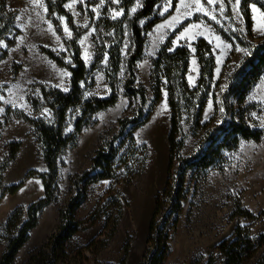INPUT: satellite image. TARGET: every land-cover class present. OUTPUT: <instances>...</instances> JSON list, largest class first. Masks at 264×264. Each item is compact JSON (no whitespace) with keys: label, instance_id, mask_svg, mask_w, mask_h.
I'll return each instance as SVG.
<instances>
[{"label":"rangeland","instance_id":"obj_1","mask_svg":"<svg viewBox=\"0 0 264 264\" xmlns=\"http://www.w3.org/2000/svg\"><path fill=\"white\" fill-rule=\"evenodd\" d=\"M5 1L7 8L16 12L18 33L12 45L0 41V166L7 158L10 144L20 141L21 145L1 173L0 257L9 239L26 220L27 207L44 196L40 175L46 171V166L40 138L20 115L53 123L54 114L43 98L42 89L67 92L71 75L67 65H73L65 45L72 31L64 15L50 13L45 0ZM242 1L236 5V0H214L213 3L199 0L198 9L196 0H161L153 16L139 20L138 25L143 27L153 17L160 18L146 33L134 82L146 88L145 111L151 113L146 122L133 131V144L128 139L123 141L122 136L117 138V181L103 179L88 185L84 201L74 212L79 220L89 218L100 197L113 187L122 197L121 216L116 223L113 203L101 220L66 242V256L58 264L141 263L154 199L164 186L169 164L170 110L164 86L161 99L151 104L152 58L165 43L170 50L186 45L190 52L186 78L193 88L200 71L195 55L199 38L211 45L216 62L201 116V123L207 126L196 128L191 116L183 114L180 128L185 138L181 155H195L201 144L203 148L208 144L205 139L208 133L216 135L219 125L232 120L242 119L249 127L261 129L263 134L260 141L242 140L235 149L223 151V158L208 169L187 173V198L178 216L170 254L163 264H223L224 257L216 248L231 237L237 227L254 239L264 236V72L243 103L239 104L231 96L223 100L233 71L254 46L264 41L260 38L264 35V10L252 0H246L251 23L249 32ZM143 2L134 0L127 9L121 0H68L63 5L74 25L82 31L78 44L88 70L80 83L82 100L107 97L112 91L118 100L113 106L92 114L76 144L59 155L54 200L39 213L37 225L30 230L28 240L12 264H25L28 255L56 228L57 212L74 194L71 178L90 168L96 148L117 133L120 119L137 113L138 98L126 95L124 82L128 75L126 62L133 50L129 21ZM114 12L119 13L115 18ZM115 44L119 45L120 64L114 73L108 51ZM45 49L51 50L64 65L51 59ZM33 99L37 100L35 106ZM80 114V106L69 108L66 134L72 131ZM19 181L22 185L14 194L4 190ZM236 205L252 216L237 214ZM243 264H264V247Z\"/></svg>","mask_w":264,"mask_h":264},{"label":"trees","instance_id":"obj_2","mask_svg":"<svg viewBox=\"0 0 264 264\" xmlns=\"http://www.w3.org/2000/svg\"><path fill=\"white\" fill-rule=\"evenodd\" d=\"M48 11L56 12L66 17L67 24L72 31V37L65 42L66 49L71 53L72 66L67 65L70 71V86L67 92L56 88L45 91L42 89L43 98L47 99V105L52 109L54 121L51 124L44 123L38 119L21 117L28 121L37 131L42 145V155L46 166V171L41 174L44 187V196L36 202L31 203L26 209V220L21 223L15 236L11 237L0 257V264H12L19 249L29 238V232L37 225L38 215L41 210L54 200L55 182L58 176L57 159L69 147L76 144L81 129L86 125L87 119L94 113L105 110L113 106L118 98L115 92L103 98H92L83 101L80 83L85 80L88 70L81 57L78 44L82 31L74 25L72 16L66 12L63 5L68 0H45ZM127 9L134 0H121ZM161 0H144L143 6L130 19V32L133 42V50L127 62V78L124 82L126 95L130 98H138V110L133 117H124L118 121V131L111 138L100 144L91 159V166L84 170L82 174L74 175L71 184L74 194L60 207L56 228L35 248L29 255L25 264H58L65 256V245L70 238L79 231L86 230L101 220L108 208L113 203V212L116 213L118 222L121 216L122 197L113 187L108 189V193L100 197L98 206L92 215L79 220L75 217V210L82 204L86 197L88 185L103 179L117 181L118 174L116 169L117 138L129 140L133 144V131L144 124L149 118L151 111H145L147 90L142 85H134L136 79V63L141 58L146 40V33L159 22V17H153L143 27L138 25L139 20L153 16L156 5ZM264 10V3L260 0H252ZM246 0L242 1L245 8L247 28L250 32L251 23L248 20V10ZM16 12L7 8L6 1L0 0V41L5 40L8 45L14 43V37L18 30L15 27ZM56 31L60 33V28L54 22ZM13 38L7 36L12 35ZM260 38H264V35ZM44 52L59 65H64L62 60L51 50L45 49ZM110 68L115 73L119 69L120 54L119 45L115 44L108 51ZM195 55L199 65V73L196 86L190 88L187 83V70L189 65L190 52L185 46H178L169 49L168 43L163 44L158 50L155 58H152L151 86L153 99L152 106L161 99L162 87L166 90L167 102L170 110V129L168 133L169 142V164L167 177L163 188L154 199V210L148 223L147 236L145 240V250L140 264H163L171 249V240L177 225L179 214L182 212L183 204L187 198L186 176L189 171L200 172L213 166L223 158V151L235 149L242 140L260 141L262 130L249 127L242 119L232 120L230 123H222L217 127L218 133H208L205 148L200 145L196 154L184 157L180 151L184 145V136L181 133V120L183 114L191 116L196 128L207 125L201 123V116L206 103L207 92L212 81L215 68V56L211 45L199 38L195 43ZM98 61L101 60L99 56ZM264 72V41L259 42L253 47L233 71L230 76V84L223 96L224 102L227 97L236 98L241 104L246 95L259 80ZM113 85L111 84L112 88ZM35 106L37 100L33 99ZM226 104V103H224ZM81 107V114L75 119L72 131L68 134L64 132L66 116L69 108ZM21 145L20 141L10 144L8 155L4 163L0 166L1 173L5 170L10 161L14 158ZM176 163V165H174ZM22 185V181L11 184L4 190L12 195ZM1 200V194H0ZM236 213L251 217L248 212H244L236 205ZM262 216V214H261ZM260 216V217H261ZM115 223V224H116ZM115 225H113L114 227ZM93 244V242H92ZM264 247V236L259 239L250 237L248 233L237 227L233 235L217 246V252L224 257L223 264H243L253 258L258 250ZM128 248V246H127ZM126 248V252H127Z\"/></svg>","mask_w":264,"mask_h":264},{"label":"snow or ice","instance_id":"obj_3","mask_svg":"<svg viewBox=\"0 0 264 264\" xmlns=\"http://www.w3.org/2000/svg\"><path fill=\"white\" fill-rule=\"evenodd\" d=\"M208 2H209V3H213L214 0H208ZM239 4H240V0H236V5H239ZM196 6H197V8L199 9V7H200L199 0H196ZM179 10H180V9H179V6H178V7H177V11H179ZM132 11L135 12L136 9L134 8V9H132ZM220 11H221V13H223V11H224L223 5H221ZM255 11H256V8L253 7V12H255ZM118 15H119L118 12H114V13H113V18H115V17L118 16ZM61 19L63 20V18H61ZM196 27H198V25H197ZM65 31L67 32L68 29L65 28ZM69 35H70V33H69ZM236 50L239 51L240 49H236ZM221 111H223V109H221Z\"/></svg>","mask_w":264,"mask_h":264},{"label":"bare ground","instance_id":"obj_4","mask_svg":"<svg viewBox=\"0 0 264 264\" xmlns=\"http://www.w3.org/2000/svg\"><path fill=\"white\" fill-rule=\"evenodd\" d=\"M187 6H188V8H189V4H188Z\"/></svg>","mask_w":264,"mask_h":264}]
</instances>
